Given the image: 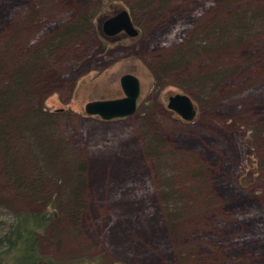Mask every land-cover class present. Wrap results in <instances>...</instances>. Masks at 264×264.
Here are the masks:
<instances>
[{
    "label": "rangeland",
    "instance_id": "rangeland-1",
    "mask_svg": "<svg viewBox=\"0 0 264 264\" xmlns=\"http://www.w3.org/2000/svg\"><path fill=\"white\" fill-rule=\"evenodd\" d=\"M263 6L264 0H0V95L9 100L7 123L23 120L30 133L10 129L4 139L6 211H43L55 192L67 207L64 195L77 180L70 168L86 166L84 209L74 220L61 215L39 238L42 258L264 264V28L248 23L249 37L230 36L236 18ZM122 9L139 35L105 37L103 22ZM61 34L74 35L47 50ZM188 52L195 55L182 63L179 55ZM125 74L140 81L136 113L110 122L85 115L88 102L123 97ZM175 94L192 101L193 121L167 108ZM48 119L49 134L42 128ZM151 137L173 159L168 173L147 151ZM249 161L258 164L257 174L241 188ZM7 167L36 181L37 192L10 187ZM197 169L203 186L186 175ZM63 176L71 185L60 182ZM168 184L182 197L174 207L163 198Z\"/></svg>",
    "mask_w": 264,
    "mask_h": 264
},
{
    "label": "trees",
    "instance_id": "trees-1",
    "mask_svg": "<svg viewBox=\"0 0 264 264\" xmlns=\"http://www.w3.org/2000/svg\"><path fill=\"white\" fill-rule=\"evenodd\" d=\"M132 15V14H131ZM130 15V16H131ZM131 19L133 20L132 16ZM247 19V20H246ZM249 23L252 25L253 23L263 25L264 28V6L261 9H257L255 12H250V15H245L244 17L240 16L236 18L235 24L231 27L233 28V32L235 35L234 38H242V37H249V33L251 30L250 26H246ZM81 27H84L87 25V21H83V23H80ZM82 29V28H81ZM215 34H218V39L223 38L220 31L218 32V29L215 30ZM72 35H64L61 34L54 38L53 40H49L46 43V49L51 51L54 48H58L59 45H62L64 41L67 38H71ZM229 36V33H228ZM233 37L231 39H233ZM224 38L227 37V34L224 35ZM204 39V38H203ZM201 41V40H200ZM204 41V40H203ZM241 41V40H240ZM199 42V40H198ZM217 43H221V40L217 41ZM235 44V43H233ZM196 48V47H195ZM193 52H188L186 54V57L182 58L183 55H179V59L182 63L186 62L188 58L193 56ZM178 56H173L172 59L178 60ZM167 69V67H166ZM164 68L160 67L158 74L164 73ZM212 82V79L210 80ZM209 81V82H210ZM8 98H6V95H0V154L5 153L7 150V147L5 146V136L10 129L19 130L21 133L24 134H30L26 129V123L22 122H13L10 121L7 123V108L9 106ZM138 108V107H137ZM43 114V113H42ZM24 119V118H22ZM43 127L44 131L46 133H52V127L53 123L51 120H43ZM14 126V127H13ZM17 128V129H15ZM55 135V132H54ZM53 136V134H52ZM57 146V145H55ZM162 145L159 143V141L156 138L151 137L149 139L148 143V149L151 147V150L154 152L152 153L155 155V160L158 162V169L160 173L165 172L168 173L170 171V162L173 160L171 157L170 160H167L165 156L161 155L158 151L162 149ZM36 149L39 147L35 146ZM151 154V153H150ZM61 155V152H60ZM164 161V162H162ZM7 167L4 169L3 173L6 174L7 179H9V185L10 187H13L17 191H23L26 193L30 192H37V184L36 181H26L25 179H21L19 177H16L15 174L12 173V171L8 170ZM72 172L76 176V184L73 187L72 191H70L68 196L64 195V200H69L67 207L62 206L58 202L59 194L58 192H55L53 196L51 197V200L46 204V208L43 211L40 212H32V211H22L20 213H9L4 205V202L0 199V264H39L40 262H44L45 264H60L55 259L52 258H42L39 249H38V242L39 238L42 237L47 233L49 228H52L56 225V223L61 219V215L75 219V215L80 211L84 209V206L82 205L81 201L83 200V191L85 190V180L83 177V174L86 172V166L84 162H79L78 164H73ZM258 164L255 161H249V167L247 168V171L241 179H239V185L241 188H246L249 186V183L253 180L254 176L257 174ZM42 172L45 173V170ZM44 173H41V179L44 177ZM187 177H193L192 179L200 184V186H203V178L201 177V174L199 170L191 173L186 174ZM66 181H69V179H65V177L60 178L61 183H66ZM40 182V181H37ZM71 185V183H69ZM168 188L169 193L168 196H164L165 205H171V207L175 206L176 199L180 200L179 198H182L181 196H177L172 192L170 185L168 184L166 186ZM204 190L202 191L200 189V195H203ZM166 195V194H165ZM61 196V202L62 201ZM179 197V198H178ZM64 205V204H63Z\"/></svg>",
    "mask_w": 264,
    "mask_h": 264
},
{
    "label": "water",
    "instance_id": "water-1",
    "mask_svg": "<svg viewBox=\"0 0 264 264\" xmlns=\"http://www.w3.org/2000/svg\"><path fill=\"white\" fill-rule=\"evenodd\" d=\"M102 32L105 37H114L121 33H124L128 38H136L139 35L129 12L125 9L106 19L102 24ZM119 84L123 93L122 98L88 102L84 106L85 115L97 117L106 122L134 115L141 95L140 81L132 74H125L121 76ZM167 108L186 122L193 121L196 115L192 101L181 94L170 96Z\"/></svg>",
    "mask_w": 264,
    "mask_h": 264
}]
</instances>
